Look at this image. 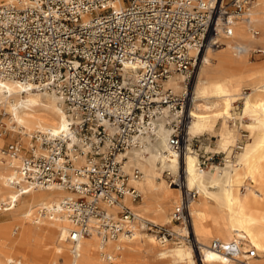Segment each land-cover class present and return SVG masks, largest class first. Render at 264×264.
Listing matches in <instances>:
<instances>
[{
  "label": "built area",
  "instance_id": "1",
  "mask_svg": "<svg viewBox=\"0 0 264 264\" xmlns=\"http://www.w3.org/2000/svg\"><path fill=\"white\" fill-rule=\"evenodd\" d=\"M255 1L15 0L0 5V77L57 93L72 119L68 137L34 136L28 149L14 140L3 153L19 160L13 182L24 194L54 187L77 194L63 202L74 225L68 239L75 251L84 237L128 238L137 226L163 244L188 242L200 251L189 233L145 220L126 203L127 197L141 201L135 181L143 173L139 168L128 172L125 163L147 136L155 140V122L166 109L176 116L167 123L168 145L184 153L191 98L166 83L180 73L189 84L202 52L223 46L237 22L250 23ZM247 137L242 134L235 151ZM193 140L211 139L199 135ZM201 160L207 166L208 160ZM197 197L185 189L172 210L173 223L189 228L190 203ZM211 248L238 264L258 256L252 248L239 259L243 239L238 237L214 240Z\"/></svg>",
  "mask_w": 264,
  "mask_h": 264
},
{
  "label": "bare ground",
  "instance_id": "2",
  "mask_svg": "<svg viewBox=\"0 0 264 264\" xmlns=\"http://www.w3.org/2000/svg\"><path fill=\"white\" fill-rule=\"evenodd\" d=\"M14 1L0 0V5ZM250 19V23L237 22L234 36L223 38V46L206 49L192 93L183 74L175 73L166 83L176 93L191 95L184 153L168 145L171 130L167 123L176 116L166 109L155 122V140L147 136L144 147L129 151L125 163L128 172L139 168L143 173L135 181L141 201L133 203L129 197L125 201L140 217L156 225H174L177 233L191 235L189 228L173 223L169 210L178 197L181 201L185 189L198 193L200 199L191 201L189 215L204 264H238L211 248L214 240L229 242L237 237L243 239V254L238 258H247L246 252L255 248L258 256L249 263L264 264V60H250L253 50H264V0L255 1ZM252 29L260 34L255 35ZM247 84L251 91L243 93ZM241 100L238 112L236 104ZM65 108L55 92L34 90L0 77V112L6 110L9 118L5 125L14 136H20L27 149L34 145V136L68 137L72 133V119ZM232 121L251 133L237 152L231 147L241 139L238 130H229ZM218 122L217 153L226 154L225 163L205 169L188 144L198 135L214 131ZM2 143L0 138V214L5 218L0 221V264H139L141 258L136 255L151 252L161 262L197 264L194 244H163L138 226L128 238L122 235L104 241L95 234L84 237L75 251L68 239L74 225L63 202L77 194L55 187L30 189L24 194L13 182L18 178L19 160L5 155ZM165 171L175 182L167 183Z\"/></svg>",
  "mask_w": 264,
  "mask_h": 264
},
{
  "label": "rangeland",
  "instance_id": "3",
  "mask_svg": "<svg viewBox=\"0 0 264 264\" xmlns=\"http://www.w3.org/2000/svg\"><path fill=\"white\" fill-rule=\"evenodd\" d=\"M258 30L263 32L260 28H258ZM207 50H204L202 52V54L200 56V60L198 61L197 65H196V68H195V71H194V74H193V76H192V78L190 80V84H189L190 85L189 86L190 93H192V91L194 90V87H195V85L197 83V78H198V74L200 72V68H201V65H202V60H203L204 55L206 54ZM254 51H256V50H253L251 52V54H250V60L252 62H261V61H263L264 60V54L260 55V54L254 53ZM250 91H251V86L249 84L245 85L243 87V89H242L243 93H247V92H250ZM190 97H191V95H190ZM240 102L236 104L237 106H239V108L237 109L238 112L241 111L240 109H242V106H243L242 100ZM5 112H6V110H3V112H0V138L3 140V143H2L3 145H1L2 150H3L4 147H6V145H8L9 143L13 142L14 140H21L20 136H18V135L14 136L12 134L11 130L7 127V125H5V123H7L6 120L9 118L8 115L4 114ZM244 124H247V122H244ZM220 127H221V122H218V124H217V126H216L214 131H206V133L204 132L203 134H200V135H206V137L210 138L211 140H204L203 143H198V142L193 140L192 142H190L188 144L195 150V153L198 155L200 160L202 159V157H205V159L208 160V163H207L208 167H212L213 165L224 166V163H225L226 154L224 152L217 153V151H219V147L217 145V142L219 140L218 132H219V128ZM229 130H231L233 132H236V130H238L237 134H238V137L240 139L242 137V134H244V133H248L249 136L251 135V133L247 130L246 127H239L236 124L235 121H232V122L229 123ZM247 139H248V137H247ZM234 148H235V146L231 147V150L232 149L234 150ZM26 149H27V147H26ZM237 151H240V150H237ZM237 151H235V152H237ZM201 162H202V160H201ZM207 166H204V168L207 169L208 168ZM181 175H182V170H181ZM163 177L167 181V183L170 185V180L168 179V176L166 175V171L164 172ZM160 181L161 180L158 179V182H160ZM173 187H175V186H173ZM175 188H177V187H175ZM177 192L180 193V190L178 188H177ZM144 196H145V194H144ZM196 199L198 200L200 198L197 197ZM179 201H180V197H178L175 200V203H173V205L171 206V208L169 210V216L170 217H171L172 210L179 203ZM136 211H138V210H136ZM138 213H139V211H138ZM3 217H4V215L0 214V221L5 219ZM165 226L172 227L169 224L165 225ZM175 226H178V225L175 224ZM174 228L175 227L173 225L172 229L174 231H176ZM189 229L191 231V237L194 238V234H193L194 232H193L192 221L191 220L189 222ZM145 233L146 234H150V235L151 234L155 235V233H152V232H149V231H145ZM142 248L148 250V246H146V247L143 246ZM196 251H197V253H196V262H197V264H203L202 261H201V258H200V256H201L200 255V251L198 249ZM136 256H138V258H141L140 261H139V264H184V263H174V262L169 261V260H162V262H161V259H159L152 252L144 254V255L139 254V255H136Z\"/></svg>",
  "mask_w": 264,
  "mask_h": 264
}]
</instances>
